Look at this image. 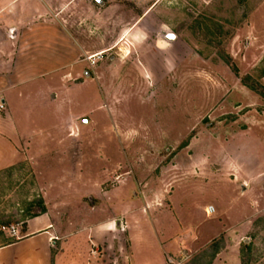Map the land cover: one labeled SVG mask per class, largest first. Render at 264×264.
Instances as JSON below:
<instances>
[{
    "label": "rangeland",
    "instance_id": "rangeland-1",
    "mask_svg": "<svg viewBox=\"0 0 264 264\" xmlns=\"http://www.w3.org/2000/svg\"><path fill=\"white\" fill-rule=\"evenodd\" d=\"M102 1L0 4L61 24L83 61L55 107L69 109L62 140L46 117L36 140L0 151V246L46 213L57 243L96 250L93 264H130L117 247L158 226L182 264L211 262L197 238L221 226L225 263L264 264V0ZM115 221L112 243L99 227ZM150 250L142 264H156Z\"/></svg>",
    "mask_w": 264,
    "mask_h": 264
},
{
    "label": "crops",
    "instance_id": "crops-1",
    "mask_svg": "<svg viewBox=\"0 0 264 264\" xmlns=\"http://www.w3.org/2000/svg\"><path fill=\"white\" fill-rule=\"evenodd\" d=\"M26 14V10L16 5L0 6V104L4 105L2 112L5 115L4 119L0 120V145L3 146L0 147V151L6 148L5 143L11 139L27 143L36 140L35 135L31 134L30 126L34 125L33 122L36 120L46 117L50 120L53 117L57 118L52 127L57 134L54 137L50 136L49 139L62 140L63 137L57 135L65 126L67 116L70 115L69 109L64 116L60 114L58 116L55 107L63 101L66 91L77 90V87L69 88L67 80L77 72L80 73V69L83 68L80 48L61 24L29 21ZM91 59L87 58V61ZM50 82L55 84L51 85ZM57 93L61 94L59 100H56ZM18 99L22 100L23 104L19 109V115L13 110L14 101ZM71 116H74L72 112ZM5 127L10 129L9 138L1 133ZM11 153L20 156L16 152ZM1 165L0 168L4 166ZM209 207L213 208L211 213L213 214L214 207ZM207 208L204 209V213ZM236 210L238 209L226 213L224 222L236 219L238 217ZM109 225L102 224L99 229L104 228L101 230H105L106 237L114 243L111 233H120L125 229L118 221H115L114 225ZM161 228L158 226L153 232L145 230V236L131 237L129 249L124 250L122 246H118L115 253L122 258L128 254L129 257L126 259L125 256V259L130 260V264H142L144 260H139L140 256L145 259L151 252L150 248L155 247L156 264H166L165 256L171 254L175 256L178 250L175 241H167L166 234ZM212 230L213 228L209 229V233L205 232L207 234L205 239L201 235L197 240H206L203 246H209L214 240L222 238L226 248L223 251L221 249L210 264H227L224 261L227 259L226 252L229 248L228 242L225 245L227 233L222 226L218 231ZM21 233L22 236L17 238L14 244L0 247V264H93L92 258L98 257L96 250L91 249L89 254L82 248L74 246L68 239L58 244L52 220L46 213L29 219Z\"/></svg>",
    "mask_w": 264,
    "mask_h": 264
},
{
    "label": "trees",
    "instance_id": "trees-1",
    "mask_svg": "<svg viewBox=\"0 0 264 264\" xmlns=\"http://www.w3.org/2000/svg\"><path fill=\"white\" fill-rule=\"evenodd\" d=\"M41 213H43V209H41ZM36 217V216H34ZM17 241L16 240H5L3 242V244L0 246V247H5V246H8V245H11V244H14L15 242ZM208 247L210 248H213V253H212V259L216 256V254L222 249V247H224V241L222 238H219L217 240H214ZM211 262H209L208 264H210ZM241 264H244L241 262Z\"/></svg>",
    "mask_w": 264,
    "mask_h": 264
},
{
    "label": "built area",
    "instance_id": "built-area-1",
    "mask_svg": "<svg viewBox=\"0 0 264 264\" xmlns=\"http://www.w3.org/2000/svg\"><path fill=\"white\" fill-rule=\"evenodd\" d=\"M3 109H4V105L0 104V113L2 112ZM212 212H213V208L208 207L206 213L209 215ZM166 264H182V262L169 256L166 258Z\"/></svg>",
    "mask_w": 264,
    "mask_h": 264
},
{
    "label": "water",
    "instance_id": "water-1",
    "mask_svg": "<svg viewBox=\"0 0 264 264\" xmlns=\"http://www.w3.org/2000/svg\"><path fill=\"white\" fill-rule=\"evenodd\" d=\"M99 6H103V1L102 0H94ZM165 39L167 40V41H173V36L172 35H166L165 36ZM86 76H87V74H86ZM84 123H87V121L85 120L84 121Z\"/></svg>",
    "mask_w": 264,
    "mask_h": 264
},
{
    "label": "bare ground",
    "instance_id": "bare-ground-1",
    "mask_svg": "<svg viewBox=\"0 0 264 264\" xmlns=\"http://www.w3.org/2000/svg\"><path fill=\"white\" fill-rule=\"evenodd\" d=\"M91 59V58H90Z\"/></svg>",
    "mask_w": 264,
    "mask_h": 264
}]
</instances>
